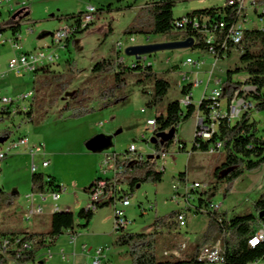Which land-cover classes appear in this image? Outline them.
<instances>
[{"label":"rangeland","instance_id":"1","mask_svg":"<svg viewBox=\"0 0 264 264\" xmlns=\"http://www.w3.org/2000/svg\"><path fill=\"white\" fill-rule=\"evenodd\" d=\"M14 0L13 6L18 4ZM150 0H28L30 17L36 23H25L21 32L19 43L22 51H29L43 47L47 49L52 44V33L57 30L63 21L59 16L71 13L86 12L90 4L98 8L95 20L89 25V29L79 33L69 43L65 50H58L60 59L52 68L56 71H65L68 60H75L81 68L79 78L72 84L70 90L77 89L86 80L92 66L104 56H108L118 41L124 48L119 52L125 62L132 64L135 57L125 54V48L131 44H148L170 41L160 34L128 33V27L133 23L141 8ZM225 0H184L177 1L174 8L175 18L197 9L223 5ZM103 11V13H102ZM256 27L264 29V24ZM32 30V31H30ZM4 36H12V32L6 31ZM135 36L136 41L131 42L130 37ZM54 48H49V50ZM14 48L10 43L2 44L0 38V97L12 96L17 98L33 89L34 72L17 74L9 69L8 63ZM202 52L191 48L163 50L147 55V63L152 62L154 69L164 74L173 83V87L167 98L157 104L149 105L154 92L152 82L137 83V75L134 73L129 78L128 97L115 106L101 108L100 100H94L93 105L97 110L80 118L60 117V109L65 103L64 97L56 105L48 110L39 106L34 114V121H30L26 112L34 102L33 97L21 101L17 105V113L0 121V129L9 127L12 134L0 139V148L12 141L18 135H26L34 144H41L44 151L35 157L39 165L38 172H50L66 188L62 189V197L54 201L52 192L44 194L47 200L43 203L45 213L39 217H32L31 222L26 220L30 202L27 195L32 194L31 188V157L28 148L22 147L0 160V190L9 193H19V197L13 206L5 207L0 212V230H22L28 228L33 231L47 232L51 228L52 208L69 207L77 214L80 209L87 206L90 198L86 192L97 177L104 175L100 171L103 153L116 151L125 153L132 143L143 146L140 149L146 153L154 152V145L142 138L146 122L149 118H156L159 113L166 112L168 101L183 99L186 95L181 92L182 85L189 82L201 81L200 85L192 89V102L198 106L203 98V93L209 79L208 71L211 70L215 59L212 55H204L206 64L196 69L186 64L189 56L198 59ZM116 56V55H115ZM240 52L233 50L229 56L217 62L214 79H226L227 71L238 61ZM177 66L176 69L174 67ZM171 70V71H170ZM190 78L183 80V74ZM237 79V75L235 76ZM223 82L221 86H223ZM13 85V86H12ZM219 86L215 80L210 84L209 91ZM45 104V105H44ZM48 106V103H44ZM185 109L186 106L183 105ZM145 109V112L142 111ZM22 112V113H20ZM255 119L264 136V112L253 111ZM197 118L194 116L183 122L177 133L174 145L168 151L165 159V175L161 182H144L136 187L131 195L132 205L127 208L128 218L131 223L125 232H142L152 229V224L157 216L164 215L173 209H181L173 196V185L183 184L179 178L180 173L186 174V181L192 184L194 181L209 182L211 186L217 184L215 171L225 160V150L211 153L210 151H193ZM151 134L148 133V136ZM105 137L106 142H101ZM180 140L186 144L185 151L179 147ZM101 142V143H100ZM100 143V144H98ZM50 159V165L43 167V160ZM162 165V159H158ZM130 192L127 184L122 185ZM181 191L183 189L181 185ZM65 189V190H64ZM264 192V163L257 169L247 171L230 189L225 190V183H218V188L212 192L214 203L220 205L221 211H226L229 217L254 211V203ZM37 203L41 202L40 193H34ZM205 198L206 195H203ZM195 203L199 202V195ZM154 205V209L146 212L143 208ZM78 224H84V220L76 218ZM209 217L206 213L195 214L189 211L187 225L178 227L177 245L184 242L192 244L199 242L207 229ZM32 223V224H31ZM78 240L73 244L70 240L69 230L60 235L50 247L40 250L35 261L27 264H74L86 263L87 256L74 257L73 252H80L81 243L87 244L94 255L96 248L109 247L107 252L112 264H132L127 253V247L118 246L115 243L119 232L114 229V207L112 204L99 206L89 227L77 226L75 229ZM167 243V240L165 241ZM177 246V247H178ZM171 247V246H170ZM161 248V254L170 248ZM108 248V249H109ZM174 248V247H173ZM63 253L66 258H63ZM52 254V256H50ZM111 256L113 258H111ZM257 264H264V260Z\"/></svg>","mask_w":264,"mask_h":264},{"label":"trees","instance_id":"2","mask_svg":"<svg viewBox=\"0 0 264 264\" xmlns=\"http://www.w3.org/2000/svg\"><path fill=\"white\" fill-rule=\"evenodd\" d=\"M256 2L264 6V0H256ZM176 4L175 0H150L141 8V12L128 27L127 32L131 34H160L166 40H184L187 37H194L196 43L192 49L208 52L209 45L202 33L192 27L187 30L177 29L178 18H175L174 13ZM221 9V6H213L193 10L185 15H211L216 18V14L218 15ZM227 11L231 13L232 8H227ZM84 13L82 11L61 15L59 20H72L80 27ZM17 17V20L11 19L6 22L11 24L10 27L14 33L22 31L25 23H36L30 17L29 7L22 8ZM89 25L77 30L75 36L89 29ZM6 31L8 28L0 24V32ZM233 50L239 51L240 56L234 66L228 69L218 100H231L243 84L242 81L235 79V76L247 74L250 77L248 83L257 87V91L250 95L256 103V110L264 112V29L260 27L246 29L239 44H229L226 55L229 56ZM115 55H117L115 50H112L108 56H104L94 63L89 77L74 91H71L70 88L81 73V68L75 60L67 61L65 71H56L50 66L36 70L32 96L34 102L26 112L29 120L34 121V114L39 106L46 111L63 97L65 103L60 109L61 118L65 113L68 114L67 117L76 119L94 113L97 108L93 102L97 99L101 102V108L115 106L118 102L127 99L129 78L134 73L138 74L137 83L152 82L154 84L150 106L157 105L167 98L173 83L164 74L158 73L153 64L144 66L139 63L128 64L125 60H121L120 56ZM176 68L177 66L174 67V69ZM192 89L193 85L189 84L184 86L181 92L188 95ZM214 102L215 100L205 98L199 106L191 102L184 109L179 99L168 101L166 112L159 113L156 117L157 128L153 135L155 155L147 158L132 155L130 158L120 159V156L129 155L130 151L117 153V166H121L122 170L112 180L117 182L118 193L132 195L136 187L144 182H161L165 175V169L159 168V156L168 153L172 148L183 122L196 116L198 111L208 115ZM44 103H48V106H44ZM13 115L15 114L10 111L9 107L0 109V121ZM171 131H174L173 137L168 135ZM12 132L9 127L0 129V139L9 137ZM217 141L222 143V149L225 150L226 156L224 162L215 171L217 184L211 186L203 194L206 195L205 198L200 197V205L206 207L214 203L212 192L218 188L219 182L225 183V190L228 192L247 171L257 169L264 163V136L261 135L259 124L253 119L251 113H246L236 124L223 118L219 123L218 131L211 139L205 141L199 138L194 139L192 150L208 151ZM180 145L179 148L185 151L186 144L180 140ZM179 178L186 182L185 173H180ZM31 183L33 193H49L62 186L57 183L55 176L44 172L32 173ZM123 184H127L131 191L128 192L127 189H124ZM88 191L89 188H87ZM18 197L19 193H9L1 189L0 212L5 207L13 206ZM180 212L181 209H173L164 215L157 216L149 231H122L116 237L115 243L128 248L132 264H207L206 261L199 259V254L203 248L212 247L218 240H221L225 249V264H252L264 259V241L256 246L249 243L251 237L260 228H264V192L255 201L254 211L232 217H229L228 213L221 211L220 208L206 212L209 222L202 240L187 244L182 257L161 254L163 243L165 247L176 248L178 246L175 230L179 227L177 218ZM196 214L201 213L197 212ZM94 215V210H86L85 207L80 209L77 214L72 211L60 210L52 214L51 228L47 232L33 231L28 228L0 230V246L5 241H9L7 252L0 253V264H27L35 261L40 250L50 247L65 231H75L77 226L89 227ZM77 217L84 220V224H78ZM166 240L167 243H165Z\"/></svg>","mask_w":264,"mask_h":264},{"label":"built area","instance_id":"3","mask_svg":"<svg viewBox=\"0 0 264 264\" xmlns=\"http://www.w3.org/2000/svg\"><path fill=\"white\" fill-rule=\"evenodd\" d=\"M14 0H0V24L5 25L8 28V31L12 32L11 24L6 23L7 21L18 19V14L22 8H25L28 5V0L16 1L18 4L17 7L13 6ZM175 1H184V0H175ZM222 9L216 18L211 15H194L188 16L184 15L179 17L176 21L177 29L187 30L189 27H192L199 33H202L205 36V41L209 45L208 52H202V56L198 59L189 56L186 59V64L190 65L193 68L200 69L203 65L206 64L205 59H202L204 55H212L215 59V62L210 71H208L209 79L206 84L205 91L203 93V99H212L215 100L212 104L211 112L206 115L201 111H198L196 114L197 123L195 129V138L201 140L211 139L214 133L218 131L219 123L223 118H227L230 123L236 124L239 122L246 113H252L256 110V103L251 98V94L257 91V87L252 85L249 82V75L240 74L237 75V80L243 82L241 88L237 90L231 100H221L220 97L223 86L222 79H214L215 68L217 62L227 55L228 46L230 43L237 45L241 42L245 31V25L251 24H264V6L259 5L256 0H225L224 4L221 5ZM227 8H232V12L228 13ZM98 8L94 4H90L86 12L81 18V25L79 27L75 21L61 23V26L52 33V44L45 46L47 49L40 47L38 49L22 51L21 45L19 43L21 32L14 33L12 36H4L5 32H0L1 43L6 44L10 43L14 48V55L9 60L8 66L9 69L14 71L17 74L31 73L36 70L44 67H53L57 64L60 59L59 51L65 50L68 47V43L76 35L77 30L80 28H86L88 24H91L95 20V15L97 14ZM17 17V18H16ZM32 31V30H30ZM189 38V37H187ZM186 38V39H187ZM194 39V45L196 39ZM183 40V39H179ZM185 40V39H184ZM131 42L136 41L135 36L130 37ZM151 43V42H150ZM145 44V43H144ZM139 45L131 44L126 46ZM194 47V46H193ZM192 47V48H193ZM49 48H54V50H49ZM124 48L123 43L118 41L115 45L116 56H120L119 52ZM125 48V49H126ZM191 48V49H192ZM221 49V50H219ZM59 50V51H58ZM223 51H225L223 53ZM148 56H143L140 60H133V64L139 63L141 65H152V62L147 63ZM121 60H125L124 57H120ZM190 76L187 73L183 74V80L179 81V84H182L184 81H187ZM215 80L219 85L214 87L209 91L210 84ZM201 81L197 79L195 82H189L182 85L187 86L192 84L193 86L200 85ZM34 92L30 91L24 95L14 98L12 96H2L0 97V109L3 107H9L10 111L13 114L17 113V105L24 101L25 99L31 98ZM193 94L192 92L186 95L183 99L180 100L181 104L184 106L189 105L192 102ZM145 112V109H142ZM157 128L156 118H150L147 120V128L142 134L143 140L151 144V140ZM148 133L151 135L148 136ZM29 146L30 153L32 156L31 171L32 173L38 172L39 165L35 160L37 154L44 151V148L41 144H31L30 138L26 135H21L14 138L4 148H0V160L11 154L14 150L22 147ZM222 149V143L217 141L215 145H212L208 150L211 153L219 152ZM129 155L120 156V159L130 158L132 155H140L142 158H147L155 155V150L152 153H146L136 145L131 144ZM167 153H163L159 156L162 159L163 164L159 165L160 169H165V158ZM117 152H109L104 154L101 160L100 172L103 173L101 177H98L94 180L92 185L89 187L88 195L90 202L85 207L86 210L92 209L96 210L99 206L103 204H112L114 207V229L121 233L125 231L131 221L128 218L127 208L132 205L131 195L118 193V186L115 180H112L116 177V174L122 170L121 166H117ZM49 160H43L42 166L47 167L49 165ZM181 185L183 187L181 191ZM62 188H66L63 185L52 192V198L54 201L59 200L62 197ZM211 188L209 182H199L194 181L192 184L187 181L183 184H174L173 185V196L172 198L176 200L178 204H182L181 212L178 215L177 221L179 227H184L187 225V217L189 211L192 213H206L209 210L220 208V205L216 203L210 204L208 207L205 205H200V203H195L197 199V194L200 197H203V194ZM49 192V193H51ZM46 193H40V201L37 203V196L35 197L34 193L27 195V200L30 202L29 209L25 214L26 220H31L32 217L40 216L44 214L45 207L43 203L47 200V197H44ZM149 209H154V205L151 204L148 207L143 208V211ZM54 211L60 210H69L62 209L58 205H55L53 208ZM70 240L72 243H75L77 240V234L75 231L69 230ZM264 241V228H260L257 233L251 237L249 240L250 245L256 246L260 242ZM187 247V243H180L179 247L169 248L164 251V255H175L177 257H182L183 252ZM109 247H99L96 248L95 253L91 256L90 248L87 244H83L82 253L90 258V261L86 263L79 264H112L109 259L107 252L110 250ZM9 249V241H5L0 246V253L5 254ZM52 256V254H50ZM63 257H66V254L63 253ZM199 259L204 260L207 264H225V249L222 245L221 240H218L212 247L203 248L199 254Z\"/></svg>","mask_w":264,"mask_h":264},{"label":"water","instance_id":"4","mask_svg":"<svg viewBox=\"0 0 264 264\" xmlns=\"http://www.w3.org/2000/svg\"><path fill=\"white\" fill-rule=\"evenodd\" d=\"M193 46L194 39L189 37L185 40H170L158 43L151 42L148 44L132 45L125 49V54L135 57L136 60H140L143 56H147L159 51L192 48ZM168 135L173 137L174 131H171ZM151 141L155 143V138H152Z\"/></svg>","mask_w":264,"mask_h":264},{"label":"crops","instance_id":"5","mask_svg":"<svg viewBox=\"0 0 264 264\" xmlns=\"http://www.w3.org/2000/svg\"><path fill=\"white\" fill-rule=\"evenodd\" d=\"M60 22H62V21H60ZM20 49L22 50V47H21ZM34 79H35V77H34ZM12 86H13V85H12ZM33 90H34V87H33V89L30 90V91H33ZM30 91H29V92H30ZM151 118H152V117H151ZM149 119H150V118H149ZM146 128H147V122H146ZM146 128H145V130H146ZM143 133H144V132H143ZM143 133H142V134H143ZM18 136H21V135H18ZM106 141H107V139H106L105 137H103V138L101 139V142H106ZM101 142H100V143H101ZM30 143H31V144H34V143H32L31 139H30ZM100 143H98V144H100ZM132 144H134V143H132ZM151 144L154 145L153 142H151ZM22 147H25V148L30 149L29 146H22ZM22 147H20V148H22ZM138 147H139L140 149H144L143 146H138ZM43 148H44V147H43ZM144 150H145V149H144ZM109 152H110V151H106V152L103 153V155L106 154V153H109ZM112 152H116V151H112ZM29 154H30V157H31V164H32V156H31L30 150H29ZM166 157H167V155H166ZM165 159H166V158H165ZM46 160H49V161H50V159H46ZM49 165H50V163H49ZM49 165H48V166H49ZM48 166H47V167H48ZM44 173H46V174H51V175L53 174V173H50V172H44ZM55 178H56V177H55ZM56 181H57L58 184H61V182H59L57 179H56ZM64 190H65V189H64ZM86 192H87V190H86ZM87 194H88V192H87ZM88 197H89V195H88ZM29 205H30V204H28L27 206H29ZM87 205H88V204H87ZM85 207H86V206H85ZM61 208H62V209H69V210H71L69 207H61ZM52 211H54L53 208H52ZM71 211H72V210H71ZM54 212H55V211H54ZM44 213H45V212H44ZM42 215H43V214H42ZM40 216H41V215H40ZM35 217H39V216H35ZM31 220H32V219H31ZM31 220H29V221L31 222ZM31 224H32V223H31ZM75 232H76V231H75ZM76 234H77V233H76ZM77 238H78V235H77ZM201 238H202V236H201ZM77 240H78V239H77ZM77 240H76V242H77ZM201 240H202V239H201ZM201 240H200V241H201ZM200 241H199V242H200ZM76 242H75V243H76ZM75 243H73V244H75ZM83 244H84V243H81V246H80V247H81V250H80V252H77V251H74V252H73L74 257L79 256V253H80V255H83V256H84V254L82 253V252H83V251H82V246H83ZM125 248H126V247H125ZM127 252H128V249H126V251H125L124 253H127ZM85 256H86V255H85ZM63 258H66V257H63ZM87 258H88V257H87ZM111 258H113V257L111 256ZM88 259H89V261H90V258H88ZM109 259H110V258H109ZM262 260H264V259H262ZM110 261H111V259H110ZM260 261H261V260H260ZM79 263H83V261H81V262H75L74 264H79ZM257 263H258V262H256V263H252V264H257Z\"/></svg>","mask_w":264,"mask_h":264},{"label":"bare ground","instance_id":"6","mask_svg":"<svg viewBox=\"0 0 264 264\" xmlns=\"http://www.w3.org/2000/svg\"><path fill=\"white\" fill-rule=\"evenodd\" d=\"M257 24L245 25V30L248 28H255Z\"/></svg>","mask_w":264,"mask_h":264},{"label":"clouds","instance_id":"7","mask_svg":"<svg viewBox=\"0 0 264 264\" xmlns=\"http://www.w3.org/2000/svg\"><path fill=\"white\" fill-rule=\"evenodd\" d=\"M193 87H194V86H193ZM192 100H193V99H192ZM201 101H202V100H201ZM201 101H200V102H201ZM192 103H193V102H192ZM199 105H200V103L198 104V106H199ZM196 106H197V105H196ZM153 144H154V143H153Z\"/></svg>","mask_w":264,"mask_h":264}]
</instances>
